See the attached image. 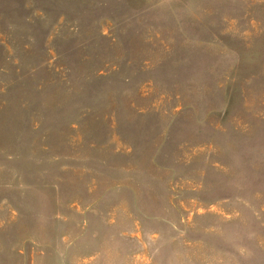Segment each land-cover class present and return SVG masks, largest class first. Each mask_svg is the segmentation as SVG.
I'll list each match as a JSON object with an SVG mask.
<instances>
[{"label":"rangeland","instance_id":"374dc122","mask_svg":"<svg viewBox=\"0 0 264 264\" xmlns=\"http://www.w3.org/2000/svg\"><path fill=\"white\" fill-rule=\"evenodd\" d=\"M0 264H264V0H0Z\"/></svg>","mask_w":264,"mask_h":264}]
</instances>
